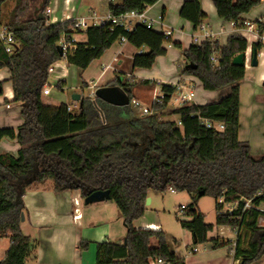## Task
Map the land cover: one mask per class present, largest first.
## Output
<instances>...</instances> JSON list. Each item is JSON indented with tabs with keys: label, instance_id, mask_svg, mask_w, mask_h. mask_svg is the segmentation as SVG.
<instances>
[{
	"label": "trees",
	"instance_id": "trees-1",
	"mask_svg": "<svg viewBox=\"0 0 264 264\" xmlns=\"http://www.w3.org/2000/svg\"><path fill=\"white\" fill-rule=\"evenodd\" d=\"M160 0H123L110 4L115 14L143 11ZM9 2L13 7L7 11ZM219 19L241 22L260 2L257 0H212ZM51 0H0V28L13 36L12 53L0 41V71L10 77L0 81L13 88V103L21 107L23 124L17 129H0V141L16 140V156L0 154V241L11 240V246L0 264H26L35 242L21 229V214L26 215L24 196L34 186L55 192L79 191L83 200L97 191H109L123 219L127 234L123 242L96 244L95 264H149L162 259L166 264H184L172 249L162 230L136 229L134 223L147 211L149 192L174 189L186 192L192 199L188 216L181 227L193 235L196 245L210 243L212 249L231 247L221 238L209 239L214 226L205 222L198 208L203 197L216 200V226L238 231L233 258L239 264H252L264 255V154L254 157L248 142L240 140V86L245 67H236L233 59L246 53L247 40L232 35L225 46L206 41L184 50L186 67L181 75L197 78L205 91L229 89L218 102L205 105L184 104L165 112L176 86L162 85L163 103L153 102L150 114L138 115L132 108L111 106L97 98H83L82 106L69 110L66 104L51 105L43 98L49 69L63 58L68 65L86 71L101 59L121 37L137 49L133 69L150 70L158 58L167 55L162 32L137 24L131 31L104 25L85 31L74 29L76 21L51 25L48 11ZM180 17L195 30L204 24L207 14L200 0H186ZM85 34L86 42L63 58L59 42L63 35L72 38ZM182 48L179 43H174ZM262 42L253 44L259 54ZM219 59L218 65L212 58ZM193 64L195 68H188ZM149 85L150 81L143 82ZM106 86H118L135 98L129 81L115 80ZM61 88V82L57 84ZM83 87H88L83 83ZM264 88V84H263ZM174 119H170V117ZM210 123L213 127L208 128ZM223 126L222 130L214 126ZM250 201L251 208L245 210ZM234 206L224 211V206ZM181 209V208H180ZM187 210V208L185 209ZM184 211V210H183ZM245 238H249L245 246ZM126 241V243H125ZM90 243L81 241L78 249L87 251Z\"/></svg>",
	"mask_w": 264,
	"mask_h": 264
},
{
	"label": "crops",
	"instance_id": "crops-1",
	"mask_svg": "<svg viewBox=\"0 0 264 264\" xmlns=\"http://www.w3.org/2000/svg\"><path fill=\"white\" fill-rule=\"evenodd\" d=\"M122 1L123 0H51L48 17L51 25L66 21H77L79 19L89 18L93 12L103 15L109 11V6L111 3L114 5H119L122 3ZM185 1L186 0H160L157 4L149 7L148 9V16L156 22H159L156 24L155 31L171 32L172 35L170 38V43H179L183 50H187L191 45H193L194 37L199 34L190 22L180 17V10ZM200 2L204 12L207 14V19L205 20L204 24L207 25L211 31L217 34L216 40L219 41L221 46H225L227 40L232 35H241L248 42V49L245 53L247 58L245 65L246 75L240 86L241 107L239 137L241 141L249 143L246 137H244V132L247 131V123L253 122V117L258 114L260 115V113L261 115L259 116V120L261 118L264 120V43L262 50L258 54V66L254 67L252 65V55L253 44L257 42L256 35L246 29L233 27L231 22H225L219 19L212 0H200ZM260 4H262L260 8H254L250 13L243 15L242 20L257 22L259 19L264 17V2H261ZM136 25L137 24L134 23L132 25L133 28ZM4 30L5 29L0 28V33ZM80 35L83 36V40L78 41L77 34H75L72 36L74 42H86V35L84 33ZM203 42L204 40H202V43ZM145 52H147L146 48L137 49L128 42L124 44L117 42L105 53L101 59L93 62V64L86 70L88 71L92 66H95L96 70L99 71V73L96 74L101 85L93 87L90 86L88 82H84L87 83L88 87L96 90L99 87L106 86L108 82H113L115 80H119L120 82L134 80V83H136L137 86L134 87L133 94L137 99V103L140 102L141 105L144 103V101H147L148 103L149 99L154 101L156 89L158 87L161 94L162 85H178L181 90H184L185 93H194V99H197L193 100L192 103L198 105L218 102L229 92V89L217 92L205 91L201 82L191 75H179V73H177L174 75L173 79H154V77L149 74L152 73L153 68L150 70L133 69L132 59L134 55ZM159 59L160 58H158L157 61ZM62 60L56 62L53 65L60 67L62 70L61 73H57V81L58 83L61 82V88L59 89L62 94L61 96L54 98V101L48 99V97L52 95L51 92L48 96H43V98L51 105L66 104L69 106V108H71V110L74 111L80 107V104L74 102L72 99L68 100L64 93L65 89H67L65 77L71 66L68 65L66 59L64 64H62ZM182 64L186 67L185 60L182 62ZM106 72L110 76V79L107 83L103 81V75ZM51 73H54V69ZM9 77L10 74L8 70L5 69L0 71V81L7 80ZM145 81H150V84L144 85L143 82ZM176 94H178L177 91L174 96ZM82 98L84 97L82 96ZM13 99V88L10 83H7L4 87V95L0 97V129H17L24 122L21 116V107L18 104L13 103ZM140 99H142V101ZM71 102L72 105H70ZM12 105H17L19 110L13 112ZM7 106H9V108ZM146 108L151 110V107ZM19 150L20 145L16 140L4 138L0 141V154L7 153L16 156ZM257 151L260 152L257 153L258 155H255L251 146V153L254 157L264 154V146ZM46 189L49 188L41 186L40 189H37L33 192H27L24 196L26 215L24 222L21 224V229L25 235L31 237V239L35 242V248L31 257L35 252L38 251L39 262L52 264V258L54 256H56L58 260L61 259L60 261H63V258L65 257H70L71 261H75L77 257L83 258V255H85V253L81 254V251L78 249L80 242L85 240L92 244L88 250V253L94 252L93 254L95 256L93 262L88 264H95L97 243L107 241L118 243L124 241L125 238L111 241L107 238V236L103 237V235L101 236L100 240H94L93 238L87 236L88 231L86 230L93 229L90 228L93 226L98 227V225H96L97 223H95L96 221L92 216L88 222H85V209L83 207L84 200L79 191H64L58 193L53 190H49V192H47ZM76 200H79V205L75 204ZM52 225H54V227ZM134 226L136 229L153 231L161 230L159 225L153 223L139 226L134 224ZM217 228L222 227L216 226V228H213V231H215ZM26 229H31L39 239H35V234L28 233L29 231L26 232ZM216 232V235H213L214 237L212 238L210 237L209 233V239L219 237L230 244L232 243L231 247L235 246L238 231L232 228L234 236H219L217 230ZM93 234L95 235V233ZM191 236L193 239L192 234ZM232 237L235 239L233 242H231ZM244 242V245L246 246L249 242V238H245ZM10 246L11 240L9 238H3L0 241V261L4 259ZM48 254L49 256H47ZM31 257L27 259L26 264L28 263L29 259H31ZM232 264H239V261L233 260Z\"/></svg>",
	"mask_w": 264,
	"mask_h": 264
},
{
	"label": "rangeland",
	"instance_id": "rangeland-1",
	"mask_svg": "<svg viewBox=\"0 0 264 264\" xmlns=\"http://www.w3.org/2000/svg\"><path fill=\"white\" fill-rule=\"evenodd\" d=\"M13 2H9L7 6V11H10L13 7ZM262 4H259L255 8H260ZM77 40H83V36L77 34ZM171 45V47H170ZM165 48L168 50L166 56L160 57L153 66L152 73H149L154 77V79H173L174 75L179 73L181 75L182 70L185 69V66L182 62L184 58V50L177 48L174 44L170 42L165 43ZM64 64L65 59L62 60ZM54 73H50L47 81L46 87L50 89L52 95L48 99L53 100L56 97L61 96L62 92L57 87V73H61V68L58 66H53ZM96 73L99 71L96 70L95 66H92L88 71L81 70L75 66H71L69 71L66 74L67 89H65V95L68 100H71L74 94H79L84 98H87L91 95L93 88L83 87L84 81L88 82L90 86H99V79ZM111 75V74H110ZM110 76L106 72L103 75V81L108 82ZM133 86H137L134 83V80L129 81ZM110 83V82H108ZM160 94V89L157 87L156 96ZM138 97V96H137ZM197 99V98H195ZM194 99V100H195ZM142 101V99H140ZM54 101V100H53ZM154 101L149 99L144 101L140 107H136L137 99L134 98L131 102L132 108L137 112L138 115H141L144 111V108L151 107V104ZM72 105V102L70 103ZM13 112L18 111L19 107L17 105H12ZM180 107L178 102V94L173 96L166 113L168 114L173 109ZM261 115V113H260ZM259 114L254 116L250 123H247L246 130L244 132V137L249 141L250 146H252L253 153L258 155L257 150L261 149L264 146V120L261 118L259 120ZM174 119V117H170ZM41 186H34L29 189L27 192H33L37 189H40ZM51 189H46L49 192ZM149 199L151 203L147 206V211L145 215L138 219L134 224L144 225L153 223L159 225L161 230L166 233L168 236V241L172 249L177 253V255L183 260L184 264H232L233 251L231 247L212 249L210 243L196 245L192 239L191 233L184 230L181 227L180 221H190L188 212L190 211V205L192 204V199L186 192H172L167 189L164 192L151 191L149 192ZM184 206L187 210L182 211L180 208ZM85 209L84 214L86 217L85 222H88L92 216L95 219L97 226H93L88 229L87 236L93 238L94 240L101 239V236H107L111 241H116L121 238H125L127 231L124 227L123 219L117 209V206L112 201H105L101 203H95L92 205L83 204ZM198 208L204 214L205 222L209 225H213L216 228V200L212 197H203L198 202ZM234 208V206H224V211H229V209ZM54 227V225H52ZM88 227V226H87ZM97 227V229H96ZM97 230V231H96ZM216 230L218 231L219 236H234L232 228L224 226L222 228H217L215 231L210 233V237L216 235ZM28 233H34L31 229L25 230ZM95 233V235L93 234ZM98 233V234H96ZM35 234V233H34ZM33 234V235H34ZM35 239H39L35 234ZM209 237V238H210ZM103 239V238H102ZM224 240V239H223ZM231 242L235 239L232 237ZM85 241V240H83ZM89 242V241H86ZM90 243V242H89ZM232 244V243H231ZM90 246L92 244L90 243ZM94 246V245H93ZM234 246H232L233 248ZM90 248V247H89ZM197 249L198 252L193 253L194 249ZM89 250V249H88ZM87 251H81L83 258H78L77 261H71L70 257L63 258V261L58 260L56 256L52 258V264H88L92 263L95 259L94 252L88 253ZM49 256V254L47 255ZM81 256V255H80ZM68 259V260H67ZM75 262V263H74ZM27 264H48L46 262H39L38 260V251L33 254L31 259H29ZM253 264H264V255L255 261Z\"/></svg>",
	"mask_w": 264,
	"mask_h": 264
},
{
	"label": "built area",
	"instance_id": "built-area-1",
	"mask_svg": "<svg viewBox=\"0 0 264 264\" xmlns=\"http://www.w3.org/2000/svg\"><path fill=\"white\" fill-rule=\"evenodd\" d=\"M257 1H259L260 3L264 2V0H257ZM148 9L149 7L145 8L143 11H129V12H125L119 15L113 14L110 10L103 15H99L98 13L93 12L89 18H83V19L77 20L74 26V29L85 31L90 27H100L104 25H110L113 28L121 27V28H124L125 30L131 31L133 29L132 25L136 23V24L143 25L147 27L148 29L155 30L156 24H158L159 22L158 21L156 22L155 20L151 19L148 16ZM231 24L235 28L246 29L249 32L255 34L257 37V42L264 43V17L259 19L257 22L241 21V22H231ZM197 31L199 34L196 35L193 39L194 41L193 43L195 45L202 44V40H204V42L214 41L217 38V34L211 31L209 27L205 24H202L198 28ZM162 33L166 36L167 39L171 38V35H172L171 32H162ZM0 41H2L6 45V52L12 53L14 39L7 29H5L4 31L0 33ZM127 42L128 41L125 37H121L119 40L120 44H124ZM74 44L75 42L72 38L69 39V36L67 35L62 36L59 42V46L63 50L64 56L68 52H71L74 49L75 47ZM212 63L214 65H218L219 63L218 57L214 56L212 58ZM51 72H53V67L49 69V73ZM176 87H177V93H178L179 106L193 102L194 96H195L194 93L192 92L185 93L184 90H181V88L178 85H176ZM95 91L96 90L92 91L90 95L92 100L95 99L94 97ZM42 93H43V96H48L50 94V89L45 86ZM164 100H165V96L163 93L159 94L158 96H155L154 98V102H157V103H163ZM135 106L140 107V104L136 103ZM7 107L9 108V106ZM69 110L72 111L71 108H69ZM151 112H152L151 110L144 108L143 114H150ZM207 127L211 128L213 127V125L208 123ZM214 127L218 128L219 130L223 129V126L221 125L214 126ZM170 191L175 192L174 189H170ZM75 204L79 205V200H76ZM249 208H251L250 201H247L245 204V210ZM185 209L186 208L184 206L181 207L182 211ZM233 209L234 208L229 209V211H233ZM261 212L264 214V207L262 208ZM259 224L261 227H264V218L260 220ZM195 252H197V249L193 250V253ZM149 264H166V263L162 259H159L156 261L155 260L150 261Z\"/></svg>",
	"mask_w": 264,
	"mask_h": 264
},
{
	"label": "water",
	"instance_id": "water-1",
	"mask_svg": "<svg viewBox=\"0 0 264 264\" xmlns=\"http://www.w3.org/2000/svg\"><path fill=\"white\" fill-rule=\"evenodd\" d=\"M60 56L63 58L64 53L61 47H59ZM246 54H239L236 56L232 64L236 67H245L246 65ZM252 65L254 67L258 66V54L256 52H253L252 55ZM188 68H195L193 64H189ZM94 97L115 107H128L131 104V100L126 92H124L120 87L118 86H103L96 89L94 93ZM91 99V96L87 97ZM72 100L76 103H79L80 106H82L83 98L79 94H75L72 97ZM105 201H111V195L109 191H97L89 195L84 199V204L91 205L95 203H101ZM151 203V200L148 198L146 201V206H149ZM25 220V214H21V221L24 222ZM126 243V241H125Z\"/></svg>",
	"mask_w": 264,
	"mask_h": 264
}]
</instances>
